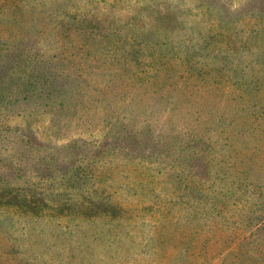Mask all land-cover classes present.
Wrapping results in <instances>:
<instances>
[{
    "label": "rangeland",
    "instance_id": "obj_1",
    "mask_svg": "<svg viewBox=\"0 0 264 264\" xmlns=\"http://www.w3.org/2000/svg\"><path fill=\"white\" fill-rule=\"evenodd\" d=\"M263 228L264 0H0V264H248Z\"/></svg>",
    "mask_w": 264,
    "mask_h": 264
},
{
    "label": "trees",
    "instance_id": "obj_2",
    "mask_svg": "<svg viewBox=\"0 0 264 264\" xmlns=\"http://www.w3.org/2000/svg\"><path fill=\"white\" fill-rule=\"evenodd\" d=\"M260 242V244H257ZM250 248L251 255L247 258L248 264H263V257H264V228L262 232L257 234L254 233L247 238L242 239V241L238 244V251L234 253V263L240 261V255L246 248ZM239 252V253H238ZM208 254H206V257ZM222 263V262H221Z\"/></svg>",
    "mask_w": 264,
    "mask_h": 264
}]
</instances>
